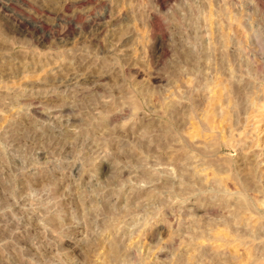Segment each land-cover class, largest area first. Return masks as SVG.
Returning a JSON list of instances; mask_svg holds the SVG:
<instances>
[{"label": "rangeland", "instance_id": "374dc122", "mask_svg": "<svg viewBox=\"0 0 264 264\" xmlns=\"http://www.w3.org/2000/svg\"><path fill=\"white\" fill-rule=\"evenodd\" d=\"M0 264H264V0H0Z\"/></svg>", "mask_w": 264, "mask_h": 264}]
</instances>
